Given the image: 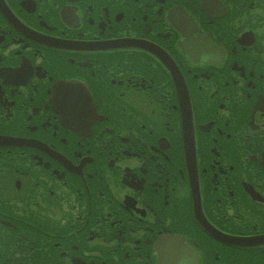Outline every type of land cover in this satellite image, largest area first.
I'll return each instance as SVG.
<instances>
[{"label":"flooded vegetation","instance_id":"af4514ba","mask_svg":"<svg viewBox=\"0 0 264 264\" xmlns=\"http://www.w3.org/2000/svg\"><path fill=\"white\" fill-rule=\"evenodd\" d=\"M0 264H264V0H0Z\"/></svg>","mask_w":264,"mask_h":264}]
</instances>
